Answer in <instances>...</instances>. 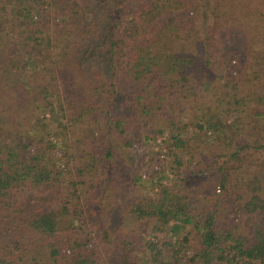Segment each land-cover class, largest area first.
Returning a JSON list of instances; mask_svg holds the SVG:
<instances>
[{"label":"trees","instance_id":"obj_1","mask_svg":"<svg viewBox=\"0 0 264 264\" xmlns=\"http://www.w3.org/2000/svg\"><path fill=\"white\" fill-rule=\"evenodd\" d=\"M213 1L214 7L211 0H0L1 89L14 82L21 96L0 99V264H97L93 237L62 234L59 211L25 201L13 204L27 192L42 201L62 185L60 161L67 152L56 158L50 121L94 148L77 173L97 177L114 165L118 150L133 149L139 141L136 131L154 126L168 99L184 106L188 101L183 99L202 97L197 87L206 60L196 26L202 14L205 22L210 15L217 19L213 38L220 30L218 37L234 32L242 44L220 56V70L228 67L232 76L240 128L213 113L187 117L198 131L205 127L223 138L225 161L214 176L212 163L199 169L221 194L213 192L204 204L202 183L181 189L171 179L166 183L172 172L156 183L134 173L128 183L138 194L123 204L122 215L153 222L156 233H167L178 243L151 239L146 251L134 255L131 242L123 238L115 264H264V186L246 189L237 179L243 167L232 165L256 155L251 159L256 168L245 166L246 173L255 168L264 175V0ZM183 13L187 18H180ZM257 39L263 43L258 51L252 46ZM29 68L37 71L28 74ZM247 104L258 109L241 115ZM25 106L33 108L34 118H20ZM15 112L18 119L10 117ZM85 120H91L90 126L81 129ZM171 140L169 152L180 165L176 151L185 144L178 133ZM126 159L134 166L133 154ZM150 188L153 197L147 194ZM187 227L191 231L180 235ZM192 234L199 248L187 258Z\"/></svg>","mask_w":264,"mask_h":264},{"label":"rangeland","instance_id":"obj_2","mask_svg":"<svg viewBox=\"0 0 264 264\" xmlns=\"http://www.w3.org/2000/svg\"><path fill=\"white\" fill-rule=\"evenodd\" d=\"M210 5L214 7L215 2L211 0ZM1 16L0 12V19L3 20ZM187 16L186 13H183L180 18H187ZM189 16L194 17L195 15L190 13ZM202 16L196 22L197 28L201 31L198 40L199 48L206 60L204 74L197 87L200 92L199 95L202 97L183 99V103H185V100L186 102L188 101L184 106L173 104L175 100L168 99V104L164 106L157 119L153 122L154 126L136 131L139 135V141L134 144L133 149L122 147L118 150L117 158L113 161L114 165L112 167L109 165L107 172L100 170L97 177V173H92V175H78L77 173L78 169L87 163V153L94 148H88L86 146L88 144L85 145L84 143L86 141L84 138H75L69 134L70 131L68 129L50 121V131L57 137L54 140L57 147L54 153L56 158L63 159L64 152H67L64 160L60 161V168L65 172L62 185L60 189L48 193L46 199L42 201L35 193H24L22 197L16 198L18 202H14L13 208L19 207V203L25 201L39 204L45 210L59 211V225L62 234L73 236V238L78 240H82L85 237H93L91 246L96 251L97 264H115L117 262L116 255L121 250L119 243L123 238L131 242L130 249L134 255H141L142 251H146V243L151 241V239L162 242L172 239L170 241L174 245L178 243L177 238L171 237L167 233H156L152 228L153 222H134L126 219L122 215V206L133 198L136 193L138 194L137 189H134L128 183L134 173H138L146 183L149 181L156 183L161 175L172 172L173 176L166 179V183L174 181L181 189H187L202 183V190H206L205 194H201L204 204L208 200L206 197H211L213 192L215 195L221 194L219 186L210 182L212 177L206 172H200L199 169H206L208 164L212 163L214 176L217 167L221 166L225 161L220 145L223 138L214 131L206 130L205 127L198 131L188 124L187 117H201L203 113H213L228 126L240 128L239 122H235L239 115L232 103V96L236 93L233 91L234 85L230 81L232 76L227 72L228 67L225 68L226 70H220L222 63L220 56L240 48L242 44L240 43L241 37L234 34V32L230 35L228 31H225L218 37L222 33L220 30L213 38L212 25L217 19L210 15L205 22ZM261 41V39H257L252 43V46L257 51L262 48L261 45L263 43ZM254 56L260 57V53L254 52ZM102 61L103 63L106 61L104 55ZM261 64H264V60ZM30 71L31 68L28 69V74H30ZM36 71L31 72L35 73ZM26 75L27 72L24 77ZM218 75L224 76V78L221 77L219 83ZM13 84L14 82H10L6 90L1 89L3 85L0 84V99H21ZM8 89L9 91L7 92ZM242 89L244 88L241 87ZM256 109L258 108L254 104H247V106L240 109L244 111L241 115L253 114ZM19 115L22 120L23 118L32 119L36 113L32 107L25 106V109ZM14 116L18 119L16 112L10 115L11 118ZM171 121L174 122L176 127L170 128ZM90 122L91 120H85V126H81V129H88ZM157 129L162 130L163 134H158L156 132ZM177 133L185 144L183 148H179L176 151L180 157V165L175 162V158L169 152L172 142L171 137ZM76 140L78 141L76 146L65 144L64 147L63 145L65 142L73 144V141ZM240 142L242 140H236L234 143L238 144ZM128 154L134 155V166H131L126 159ZM252 156L247 161L241 160L232 164L238 168L243 167L237 174V179L243 187L251 190L257 187L260 189L264 186V175L258 176L256 174V166L251 164V159L255 160L256 155ZM245 166H253L255 168H251L250 172L246 173ZM206 181L209 182L206 183ZM146 186L148 185L145 184ZM144 191V189H141L142 194L145 193ZM148 191L147 194L153 197L155 190L151 191L150 188ZM247 218L249 219V217H246L245 220H248ZM190 231L191 229L187 227L180 232V235ZM199 243L197 236L194 234L189 236L187 258L199 248ZM179 264H186V262L183 260Z\"/></svg>","mask_w":264,"mask_h":264}]
</instances>
